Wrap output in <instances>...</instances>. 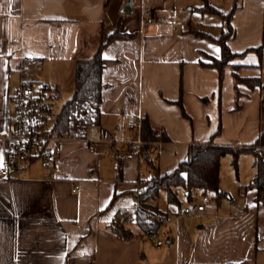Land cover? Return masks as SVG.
<instances>
[{
  "label": "crops",
  "instance_id": "1",
  "mask_svg": "<svg viewBox=\"0 0 264 264\" xmlns=\"http://www.w3.org/2000/svg\"><path fill=\"white\" fill-rule=\"evenodd\" d=\"M214 1L231 6L224 11L238 3L227 43L242 54L223 76L201 62L220 57V44L189 31L200 28V0H0V169L21 54L43 60L32 77L73 93L76 60L106 42L100 122L63 139L54 161L35 158L20 175L0 173V264H264V202L256 188L240 187L238 199L199 201L205 209L182 218L178 230L167 227L161 245L146 234L122 240L110 229L126 212L134 220L142 182L173 170L190 143L248 145L264 128V0ZM148 11L154 22L144 24ZM114 32L126 36L110 39ZM133 115L141 123L132 128ZM144 119L161 136L147 141ZM161 207L171 217L178 209Z\"/></svg>",
  "mask_w": 264,
  "mask_h": 264
},
{
  "label": "trees",
  "instance_id": "2",
  "mask_svg": "<svg viewBox=\"0 0 264 264\" xmlns=\"http://www.w3.org/2000/svg\"><path fill=\"white\" fill-rule=\"evenodd\" d=\"M237 7L238 3H235L230 10L222 11L206 0L205 4L200 5L198 8L223 16L225 22L222 25L220 34L213 36L201 28H191L189 30L197 36H207L220 44V57L208 54L211 60L201 62L204 65L217 67L221 76H223L224 68L230 59L235 55L242 54L233 52L227 43V40L235 35L232 18ZM116 36H126V34L114 32L109 38L112 39ZM105 45L106 42H102L92 57H81L76 60L75 87L72 95L61 104L58 110L53 126L56 134L71 135L76 132V136H83L89 125L100 122L102 91L105 87L102 76L106 63L103 55ZM235 79L239 81L241 77L235 73ZM178 101L183 113L188 115L182 99L180 98ZM142 133L147 141H152L158 137L156 130L152 128L147 119L142 122ZM263 145L264 128L255 142L248 145L219 144L213 140L190 143L188 156L181 160L173 170L165 173L157 170L152 177L142 182L138 193L142 207L136 209L133 222L127 224L121 216L115 218L110 223L111 231L122 240H131L137 236L149 233L153 229H157L161 222L152 220L150 212H159L167 216L171 214L172 211L169 208L164 209L160 205V200L163 196L167 203L175 205L178 208L177 210L184 207L180 194L181 189L185 192L189 203L196 202L194 195L196 191H200L203 196L217 203H220L225 198H232L229 191L221 188V160L227 154H231L232 164L236 169L239 167L240 156L243 152L253 154L255 173L252 180L245 187L247 189L256 188L257 202H264ZM119 168H122L121 162ZM123 215L129 216L130 213L126 212ZM226 264L245 263L227 262Z\"/></svg>",
  "mask_w": 264,
  "mask_h": 264
},
{
  "label": "built area",
  "instance_id": "3",
  "mask_svg": "<svg viewBox=\"0 0 264 264\" xmlns=\"http://www.w3.org/2000/svg\"><path fill=\"white\" fill-rule=\"evenodd\" d=\"M151 22H154V15L148 11L143 23ZM43 68L41 57L21 54L18 64L21 81L18 88L9 96V131L6 135L5 159L0 169L2 175H20L24 164L35 158L54 161L59 153V143L65 138L76 136V132L71 135H59L54 132L53 126L61 106L59 103L64 96V89L54 81H40L32 77V74L42 71ZM140 123L139 116L133 115L129 125L133 128ZM157 134L161 136L160 131H157ZM138 143L142 149L144 141L139 139ZM91 147L96 148L95 145ZM78 189L77 183L74 190ZM136 207H142L140 201L137 202ZM204 209L205 204L198 201L180 208L172 217L159 212H150L151 219L159 220L161 225L146 235L156 245H161L165 242L167 227L172 226L178 230L182 218L196 215ZM125 222L132 223L133 216L126 217ZM91 264L98 263L93 259Z\"/></svg>",
  "mask_w": 264,
  "mask_h": 264
},
{
  "label": "rangeland",
  "instance_id": "4",
  "mask_svg": "<svg viewBox=\"0 0 264 264\" xmlns=\"http://www.w3.org/2000/svg\"><path fill=\"white\" fill-rule=\"evenodd\" d=\"M200 5H204L206 0H200ZM211 4L215 5L222 11L224 9H229L231 6L229 4H216V2L212 0H208ZM223 5V6H222ZM183 6V5H182ZM181 6V7H182ZM185 10L189 9V5H185ZM175 19L182 25L184 24V20L181 16L175 17ZM194 20L196 21L195 26H199L200 28L207 30L215 35H219L222 30V25L225 22L222 15L218 13H214L211 11L200 10L196 12ZM213 24V25H212ZM72 95L71 90L66 89L64 92V96L62 101L59 103L60 105L68 99ZM262 149H264L262 147ZM232 156L231 154H227L224 156L223 164H222V189L229 191L231 195L234 196L235 199H238V191L240 187H245V185L249 184L252 180L251 175L255 173V167L253 165L254 156L250 152H244L241 155V160L239 161V167L236 169L232 164ZM254 176V175H253ZM252 176V177H253ZM196 202L205 201L206 203H211L212 200H209L207 197L203 196L200 191H196L194 193ZM183 205L186 202H189L187 197H182ZM161 206H166V199L163 196L160 200Z\"/></svg>",
  "mask_w": 264,
  "mask_h": 264
},
{
  "label": "water",
  "instance_id": "5",
  "mask_svg": "<svg viewBox=\"0 0 264 264\" xmlns=\"http://www.w3.org/2000/svg\"><path fill=\"white\" fill-rule=\"evenodd\" d=\"M129 6L131 7V4L130 3H127L126 5H125V10L124 11H128V8H129Z\"/></svg>",
  "mask_w": 264,
  "mask_h": 264
}]
</instances>
